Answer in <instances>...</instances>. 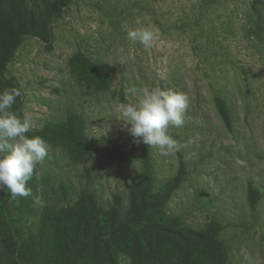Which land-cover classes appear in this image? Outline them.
Listing matches in <instances>:
<instances>
[{"label":"rangeland","instance_id":"374dc122","mask_svg":"<svg viewBox=\"0 0 264 264\" xmlns=\"http://www.w3.org/2000/svg\"><path fill=\"white\" fill-rule=\"evenodd\" d=\"M251 2L223 0L203 24L194 19L198 0H72L45 40L24 38L6 77L20 93L27 135L51 150L28 186L42 205L33 196L5 202L0 191V243L7 222L21 240L61 245L90 203L125 225L141 211L137 188L147 178L152 196L167 193L160 222L217 231L222 255L216 262L212 246L192 237L137 230L110 241L117 264H264V35ZM137 28L157 33L151 48L127 38ZM144 87L189 98L183 125L169 127L180 145L174 154L134 142L119 120L136 102L129 90ZM58 124L65 129L53 131ZM85 225L90 238L94 225ZM147 244L158 256H146ZM86 264L112 263L98 247Z\"/></svg>","mask_w":264,"mask_h":264},{"label":"trees","instance_id":"16d2710c","mask_svg":"<svg viewBox=\"0 0 264 264\" xmlns=\"http://www.w3.org/2000/svg\"><path fill=\"white\" fill-rule=\"evenodd\" d=\"M222 1L198 0L194 11V19L205 24L221 6ZM71 2L72 0H41L42 5L39 6L36 0H7L5 8L0 7V91L5 89L17 90L14 79L6 77V70L14 54L21 46L23 39L36 37L45 40L49 23L60 17L62 11ZM250 9L256 17V21L253 22L255 29L264 35V0H252ZM19 106L20 102L17 97L11 111L18 117H20ZM221 111L224 119L228 122L226 110L221 108ZM71 124H75L72 118H70ZM56 129L60 131L65 128L63 124H58L53 128V131ZM146 180L143 184H139L137 188L141 211L134 213L125 225L115 226L114 221L104 220L103 215L95 211L94 204L90 203V214L87 218L94 225V234L90 238L87 236L88 228L85 225L87 218L85 217L81 221L75 222L72 227V237L65 235L61 245L52 244L50 247L45 246L41 241L21 240L19 232L10 228L6 222L5 236H8V239H5L4 243H0V264H86L93 258L98 247L103 249L112 264H117L109 246L110 241L125 238L128 234L136 235L137 230L151 232L155 235L162 233L175 235L182 241L192 237L200 243L212 246L211 256L218 262L222 250L216 236L217 231L204 234L179 225H163L157 214L160 199L166 197L167 193L158 198L152 196L147 187L148 179L146 178ZM30 184L32 185V182L29 180L27 186H31ZM3 192V201L9 202L16 199L12 198L6 189ZM7 213L8 208H4L5 217ZM80 234H82L81 239L79 238ZM144 253L147 257L158 256L155 248L152 249L148 244ZM159 261V264H162V260L159 259ZM187 262L188 259L184 261V263Z\"/></svg>","mask_w":264,"mask_h":264},{"label":"clouds","instance_id":"9594fccd","mask_svg":"<svg viewBox=\"0 0 264 264\" xmlns=\"http://www.w3.org/2000/svg\"><path fill=\"white\" fill-rule=\"evenodd\" d=\"M127 38L151 48L157 33L148 28L127 32ZM119 63L126 62L124 49L120 48ZM130 94L135 104L120 109V121L134 142L144 143L161 155H171L180 150L179 143L169 134V127H180L189 108L187 95L160 88H132ZM20 93L16 89L0 91V191L7 190L12 198L33 196L27 182L32 179L36 166L43 162L51 145L39 135L29 136L32 131L27 119L19 118L13 111ZM36 205H42L39 196H33Z\"/></svg>","mask_w":264,"mask_h":264}]
</instances>
